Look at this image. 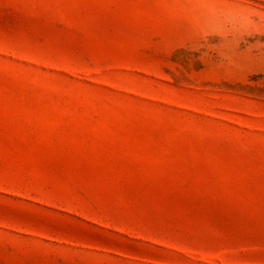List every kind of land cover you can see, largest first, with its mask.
<instances>
[{"label": "rangeland", "instance_id": "1", "mask_svg": "<svg viewBox=\"0 0 264 264\" xmlns=\"http://www.w3.org/2000/svg\"><path fill=\"white\" fill-rule=\"evenodd\" d=\"M0 264H264V0H0Z\"/></svg>", "mask_w": 264, "mask_h": 264}]
</instances>
